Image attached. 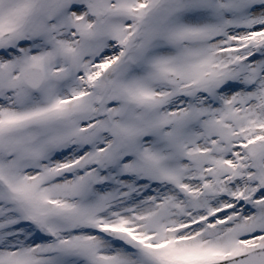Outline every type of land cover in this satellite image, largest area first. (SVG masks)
I'll list each match as a JSON object with an SVG mask.
<instances>
[{
    "label": "snow or ice",
    "instance_id": "obj_1",
    "mask_svg": "<svg viewBox=\"0 0 264 264\" xmlns=\"http://www.w3.org/2000/svg\"><path fill=\"white\" fill-rule=\"evenodd\" d=\"M0 264H264V0H0Z\"/></svg>",
    "mask_w": 264,
    "mask_h": 264
}]
</instances>
